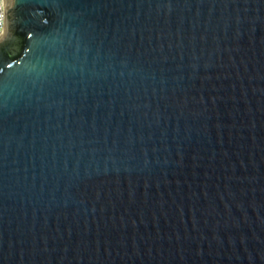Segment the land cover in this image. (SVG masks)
<instances>
[{"label": "water", "instance_id": "water-1", "mask_svg": "<svg viewBox=\"0 0 264 264\" xmlns=\"http://www.w3.org/2000/svg\"><path fill=\"white\" fill-rule=\"evenodd\" d=\"M0 264H264V0H2Z\"/></svg>", "mask_w": 264, "mask_h": 264}, {"label": "built area", "instance_id": "built-area-1", "mask_svg": "<svg viewBox=\"0 0 264 264\" xmlns=\"http://www.w3.org/2000/svg\"><path fill=\"white\" fill-rule=\"evenodd\" d=\"M4 13H5V9H4L3 1H2L0 2V33L5 23Z\"/></svg>", "mask_w": 264, "mask_h": 264}, {"label": "snow or ice", "instance_id": "snow-or-ice-1", "mask_svg": "<svg viewBox=\"0 0 264 264\" xmlns=\"http://www.w3.org/2000/svg\"><path fill=\"white\" fill-rule=\"evenodd\" d=\"M0 2H2V0H0Z\"/></svg>", "mask_w": 264, "mask_h": 264}]
</instances>
